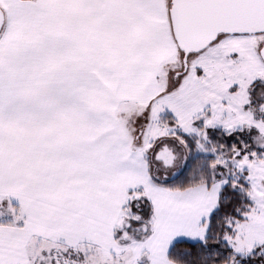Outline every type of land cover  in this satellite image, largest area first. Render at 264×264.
Here are the masks:
<instances>
[{
  "label": "snow or ice",
  "instance_id": "6c2138e0",
  "mask_svg": "<svg viewBox=\"0 0 264 264\" xmlns=\"http://www.w3.org/2000/svg\"><path fill=\"white\" fill-rule=\"evenodd\" d=\"M0 264H264V0H0Z\"/></svg>",
  "mask_w": 264,
  "mask_h": 264
}]
</instances>
